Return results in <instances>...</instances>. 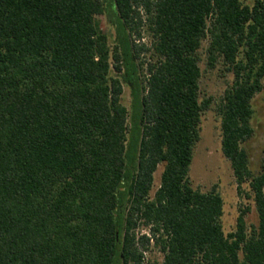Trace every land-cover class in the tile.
I'll return each mask as SVG.
<instances>
[{"label": "trees", "instance_id": "obj_1", "mask_svg": "<svg viewBox=\"0 0 264 264\" xmlns=\"http://www.w3.org/2000/svg\"><path fill=\"white\" fill-rule=\"evenodd\" d=\"M205 43L234 76L222 149L258 213L240 205L228 233L218 186L190 179ZM263 89L264 0H0V264H145L152 246L160 264H264V171L243 146Z\"/></svg>", "mask_w": 264, "mask_h": 264}, {"label": "rangeland", "instance_id": "obj_2", "mask_svg": "<svg viewBox=\"0 0 264 264\" xmlns=\"http://www.w3.org/2000/svg\"><path fill=\"white\" fill-rule=\"evenodd\" d=\"M253 3V0H246ZM97 20L102 29L110 35V45H115L116 31L110 24L105 14L97 16ZM143 41L150 42L148 30L143 31ZM202 61V77L200 81L202 100L205 97H213V106L205 111L201 123V140L195 148V156L190 170L192 185L202 191H209L213 185L218 186L225 204L224 215L222 217L223 227L226 233L232 231L237 222L240 205H250L251 212L248 214V221L257 223L258 213L255 202L251 194L249 183L244 184V193L238 192L237 182L230 160L224 155L222 149V128L221 118L216 112L217 103L221 100L225 90L233 81V74L225 72L220 66L208 68L206 43L200 50ZM131 91L125 87L123 103L130 107ZM254 115L252 126L253 135L243 143L250 157V167L255 173L264 171V89L252 100ZM164 164H160L156 173L154 187L151 196L154 197L156 190L161 183V174ZM164 259V253L159 247L152 246L146 254L145 264H160Z\"/></svg>", "mask_w": 264, "mask_h": 264}]
</instances>
